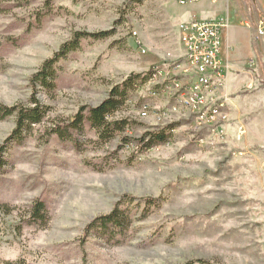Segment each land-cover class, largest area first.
Listing matches in <instances>:
<instances>
[{
    "label": "rangeland",
    "instance_id": "1",
    "mask_svg": "<svg viewBox=\"0 0 264 264\" xmlns=\"http://www.w3.org/2000/svg\"><path fill=\"white\" fill-rule=\"evenodd\" d=\"M193 16L228 20L231 103L211 130L193 126L187 112L165 113L173 98L135 86L110 118L123 127L99 137L85 120L89 109L129 75L182 55L178 26ZM262 16L264 0H0V106L30 109L34 98L45 111L17 131L15 113L0 118V203L11 208L0 211V259L264 264ZM77 32L100 35L79 34L47 86L33 84ZM149 104L154 110L142 116ZM165 126L168 142L147 149L136 142ZM36 200L44 220L30 223Z\"/></svg>",
    "mask_w": 264,
    "mask_h": 264
},
{
    "label": "built area",
    "instance_id": "2",
    "mask_svg": "<svg viewBox=\"0 0 264 264\" xmlns=\"http://www.w3.org/2000/svg\"><path fill=\"white\" fill-rule=\"evenodd\" d=\"M194 1V0H191ZM228 28L225 18L203 19L193 16L178 26L182 55L169 58L152 66H161V77L149 78L145 87L160 86L166 96L175 98L173 107H165L164 112H187L192 115L195 127L211 130L210 123L230 105L229 75L231 69L227 56H223L224 33ZM132 33V32H131ZM257 36H264V17H260L256 29ZM139 51L144 54L141 41L132 33ZM176 94H183V101H176ZM149 112L154 108L140 107Z\"/></svg>",
    "mask_w": 264,
    "mask_h": 264
},
{
    "label": "trees",
    "instance_id": "3",
    "mask_svg": "<svg viewBox=\"0 0 264 264\" xmlns=\"http://www.w3.org/2000/svg\"><path fill=\"white\" fill-rule=\"evenodd\" d=\"M79 34L82 36L100 35L98 33L86 34V33L77 32L74 35V38L71 42L63 43L60 46V49L54 53L53 57L45 60L41 64L40 70L34 73L30 78L33 84H35L36 86L40 85L41 88L47 86L48 81H51L52 79V76L49 73L52 69L53 63L58 59L59 56L62 55V53L71 49V47L72 48L75 47V43L77 41ZM105 34L106 32H103V35ZM146 77H147L146 73H135L129 75V77L122 84V86H116L112 88L109 93V96L104 101H102L97 106L89 109L88 115L84 116L85 120L90 122V124L96 128L99 137L107 139L109 137L108 135L110 136L112 135L110 133H112L115 130L121 129L123 127L125 121H115L110 118L114 115L115 111L119 108V106H121L124 103L126 96L129 94L130 89L133 87L135 88V86L141 87ZM33 103L35 104L33 108L30 109H23V108L17 109V107L15 108V107L0 106V118L15 113L16 131L20 128L28 127L32 124H38L42 121V117L45 111L40 110V108L37 106L38 103L34 98H33ZM77 123L79 124L80 122H76L75 126L77 125ZM51 133L57 135L58 137L60 136L62 138L64 137L63 134L65 132L64 131L60 132L59 128H54L51 130ZM171 136H172L171 128L169 126L168 127L165 126L159 128L158 130L145 132L144 134H142V136H140L139 139L136 140V142L140 146H142L143 149H147L152 146L158 144H164L168 142L171 139ZM126 145H128V143ZM10 209L11 208L6 203H0V211H2L3 213H7V214L10 213ZM114 215H115V211L111 214V216ZM43 216H44V203L38 200L34 201L31 205L30 216L27 221L30 223H33L38 220L43 221L44 220ZM0 264H17V261L0 259ZM184 264H211V263L205 259L197 258V259L188 260Z\"/></svg>",
    "mask_w": 264,
    "mask_h": 264
},
{
    "label": "bare ground",
    "instance_id": "4",
    "mask_svg": "<svg viewBox=\"0 0 264 264\" xmlns=\"http://www.w3.org/2000/svg\"><path fill=\"white\" fill-rule=\"evenodd\" d=\"M156 77H161V69L155 68L152 71L149 72L147 75L145 81H149V78H156ZM144 81V82H145ZM148 91L150 92L151 96L154 97H166L168 99H171L173 97H168L166 96V92H161V87L160 86H152V88H148ZM175 100V98H173ZM176 101H183V94H176ZM143 107H147L144 105ZM148 112L146 110H141L142 116H146Z\"/></svg>",
    "mask_w": 264,
    "mask_h": 264
},
{
    "label": "crops",
    "instance_id": "5",
    "mask_svg": "<svg viewBox=\"0 0 264 264\" xmlns=\"http://www.w3.org/2000/svg\"><path fill=\"white\" fill-rule=\"evenodd\" d=\"M225 52L223 53V56H227V50H224ZM227 58H228V56H227Z\"/></svg>",
    "mask_w": 264,
    "mask_h": 264
}]
</instances>
